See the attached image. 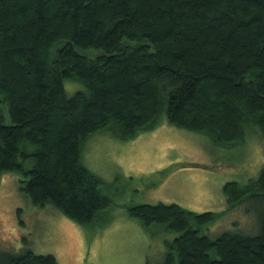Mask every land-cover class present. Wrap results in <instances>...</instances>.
<instances>
[{"label": "trees", "instance_id": "obj_1", "mask_svg": "<svg viewBox=\"0 0 264 264\" xmlns=\"http://www.w3.org/2000/svg\"><path fill=\"white\" fill-rule=\"evenodd\" d=\"M65 79L84 87L67 94ZM163 117L216 144L242 143L249 125L264 139V0H0V180L15 172L31 203L92 223L111 199L83 142L130 139ZM221 191L228 207L255 200L257 232L209 236L222 212L175 202L126 207L177 233L156 264H264V164ZM0 264L57 262L0 247Z\"/></svg>", "mask_w": 264, "mask_h": 264}, {"label": "rangeland", "instance_id": "obj_2", "mask_svg": "<svg viewBox=\"0 0 264 264\" xmlns=\"http://www.w3.org/2000/svg\"><path fill=\"white\" fill-rule=\"evenodd\" d=\"M97 51L85 53L91 56ZM63 85L67 94L84 87L67 79ZM81 152L83 163L104 181L101 192L111 199L109 207L92 223L81 225L50 203H31L18 188L19 176L5 171L0 180L1 248L51 253L57 264H143L146 258L156 264L163 258L164 240L177 233L158 223L147 230L129 216L126 207L140 202H175L194 211L222 212L203 228L209 236L224 230L257 232L255 200L228 207L221 191L225 181L245 182L264 164V139L256 125L246 127L242 143L221 145L163 117L130 139L94 132ZM169 166L164 174L158 172Z\"/></svg>", "mask_w": 264, "mask_h": 264}]
</instances>
